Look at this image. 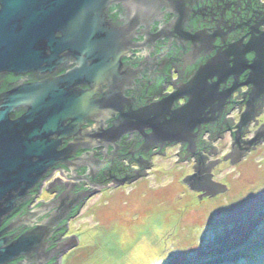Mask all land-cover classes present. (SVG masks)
Masks as SVG:
<instances>
[{
	"label": "water",
	"instance_id": "95a60500",
	"mask_svg": "<svg viewBox=\"0 0 264 264\" xmlns=\"http://www.w3.org/2000/svg\"><path fill=\"white\" fill-rule=\"evenodd\" d=\"M171 1L0 0V89L9 75L46 72L52 75L69 63L70 58L74 59V67L60 77L19 85L0 94V228L20 205L29 201V194L52 169L68 166L67 159L77 147L69 145L64 152L56 153L52 137H70L79 142L85 121L103 119L117 104V85L111 82L119 78L117 52L126 27L113 26L109 19L111 10L119 7L125 18L133 22L147 21L150 31L163 17L164 6L171 3L176 8L177 0ZM240 12L238 7L234 14L237 22L242 18ZM210 16L208 11L203 19L209 20ZM190 19L188 17L186 21ZM229 25L223 21L218 23L224 32ZM251 53L254 58L249 61L246 56ZM246 71L249 72L247 85L252 86L250 96L253 100L264 94L263 35L250 40L243 50L228 47L222 55L216 54L201 67L194 88H188L186 92L190 97L185 106L173 109L174 98H171L130 114L119 111L110 135L122 137L129 132L147 130L149 135L145 140L151 144L150 149L162 150L169 144L182 143L187 145V152H192L200 127L209 122V117L214 120L216 115L220 116L237 89L239 76ZM231 77L234 87L221 91V86ZM210 80H213L212 84ZM80 85L90 87L91 91L79 93L74 90ZM100 87L106 88L100 91L102 98L98 105L94 96ZM18 110H23V115L11 121L10 115ZM251 112L249 109L244 114L242 126L253 119ZM263 135L264 125L257 130L256 138ZM65 151H68L67 155ZM204 179L205 186L196 184ZM182 182L191 191H206L210 197L227 191L226 186L212 183L209 177L186 176ZM89 197L63 194L51 213L43 206L29 216L9 221L0 231V264H27L29 260L33 264H47L55 256L54 252H63V256L73 248L75 238L71 236L72 241H65L61 249L58 246L50 249V239L70 218L71 212L75 209L78 212L82 202ZM34 219L36 225L32 223ZM19 225L25 231L12 234Z\"/></svg>",
	"mask_w": 264,
	"mask_h": 264
},
{
	"label": "flooded vegetation",
	"instance_id": "af4514ba",
	"mask_svg": "<svg viewBox=\"0 0 264 264\" xmlns=\"http://www.w3.org/2000/svg\"><path fill=\"white\" fill-rule=\"evenodd\" d=\"M238 7L242 18L237 22L234 14ZM243 7L246 9L243 10ZM208 11L211 14L210 19L204 20ZM162 13L160 22L155 23L149 31L147 21L133 22L132 19L123 16L119 7L111 10L109 19L113 26L126 27L122 45H119L117 52L119 78L111 82L117 85L119 94L117 104L103 119L98 118L94 122L86 120V125L81 128L83 136L79 142L70 137L65 139L52 137L57 147L56 153L64 152L69 145L77 147L67 159L68 166L52 169L40 185L29 194V201L20 205L12 216L3 222L0 231L9 221L29 216L40 207L44 206L51 213L53 206L54 208L58 206L56 202L63 194L73 196L83 194L92 198L101 189L127 186L142 181L148 177L156 161L163 160L167 153L171 152L180 162L191 166L193 173L189 176L196 175V179L209 177L212 183L222 184L213 174L216 166L222 161L234 164L243 159L254 147L264 143V135L256 138L257 130L264 125V122H260L264 111V94L251 100L252 86L247 85L248 71L239 76L237 89L227 100L220 116L216 115L214 120L209 117V122L200 127L192 152H187V145L182 143L169 144L162 150L150 149L151 144L145 140L149 135L147 130H142L141 133L129 132L122 137L110 135L112 123L118 118L119 111L130 114L171 98H174L173 109L185 106L190 97L186 92L188 88L193 87L201 67L206 66L216 54L222 55L228 47L234 46L243 50L250 40L264 36V0H177L175 9L169 3L163 7ZM188 17L191 19L186 21ZM220 21L230 24V27H226L229 28L227 32L221 30L223 26H218ZM246 57L249 61L254 58L252 53ZM90 65L88 62V66ZM73 67L74 59L70 58L69 63L61 66L52 75L47 72L9 75L5 79L6 84L1 86L0 94L19 85L37 84L60 77ZM212 82L213 80H210L209 83ZM233 87L231 77L221 86V91ZM105 88H98L94 96L98 105L102 98L100 91ZM74 90L83 93L90 92L91 88L80 85ZM249 109L252 110L253 119L242 126V118ZM23 113V110L15 111L10 115V120L18 119ZM64 124L68 125V122ZM227 134L231 140L229 153L221 155L217 143L225 142ZM65 154L67 155L68 151H65ZM204 183L205 179L196 182L199 186H205ZM43 193L51 195V201H44ZM194 193L199 200L210 197L206 191ZM90 198L84 200L79 209H82ZM76 210H73L70 218L55 231L50 239L52 242L50 249L57 246L61 249L65 241H72L69 238L74 236L69 235V228L71 221L78 217ZM29 219L32 220V216ZM32 223L36 225V219ZM23 231L25 230L19 225L12 234H21ZM62 253L54 252L55 256L47 264H59L58 258ZM29 262L33 264L31 260L27 261V264Z\"/></svg>",
	"mask_w": 264,
	"mask_h": 264
},
{
	"label": "rangeland",
	"instance_id": "374dc122",
	"mask_svg": "<svg viewBox=\"0 0 264 264\" xmlns=\"http://www.w3.org/2000/svg\"><path fill=\"white\" fill-rule=\"evenodd\" d=\"M225 139L221 155L231 145ZM177 160L167 153L144 180L98 191L70 225L77 247L61 263L264 264V143L216 166L228 190L204 200L185 187L193 172Z\"/></svg>",
	"mask_w": 264,
	"mask_h": 264
},
{
	"label": "bare ground",
	"instance_id": "6f19581e",
	"mask_svg": "<svg viewBox=\"0 0 264 264\" xmlns=\"http://www.w3.org/2000/svg\"><path fill=\"white\" fill-rule=\"evenodd\" d=\"M242 160V159H241ZM240 160V161H241ZM240 161H238V162H240ZM222 185V184H221ZM224 194V193H223ZM223 194H218V195H216V196H222ZM215 196V197H216ZM90 198V197H89ZM209 198H212V197H209ZM91 199V198H90ZM88 201H86V203H87ZM82 209H79V211L77 212V216L79 217L80 216V214H81V212H82V210H83V208L84 207H81ZM78 217H76V219L78 218ZM75 219V220H76ZM75 220H73V221H71V224H72V222H74ZM68 224H70V223H68ZM75 238V237H74ZM126 239V238H125ZM77 247V243H75V245L73 246V248H71L70 250H68L66 253H64V255L62 256V258L60 259L62 262H63V260H64V257H65V255L66 254H68L70 251H72V250H74L75 248ZM61 261H60V263H61ZM62 264V263H61Z\"/></svg>",
	"mask_w": 264,
	"mask_h": 264
}]
</instances>
